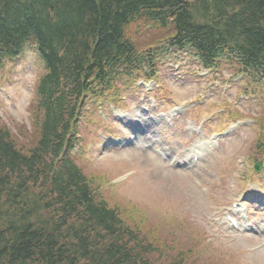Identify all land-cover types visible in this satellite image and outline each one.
I'll return each instance as SVG.
<instances>
[{"label": "trees", "instance_id": "trees-1", "mask_svg": "<svg viewBox=\"0 0 264 264\" xmlns=\"http://www.w3.org/2000/svg\"><path fill=\"white\" fill-rule=\"evenodd\" d=\"M103 1L0 0V32L7 31L0 42L33 39L45 64L34 146L22 153L0 127V223L4 233L15 228L8 240L0 236V264H154L142 255L153 248L139 243V233L124 226L114 209L91 200L85 178L67 156V133L75 130L82 94L109 88L149 59V49L142 53L125 36L127 24L140 17L165 23L159 11L168 0H127L130 10L117 9L115 18L101 11ZM177 9L189 11L182 12L189 24L202 18L203 33L214 34L208 41L264 75V0H186ZM174 24L182 42L200 41ZM45 185L46 196L39 192Z\"/></svg>", "mask_w": 264, "mask_h": 264}, {"label": "rangeland", "instance_id": "rangeland-1", "mask_svg": "<svg viewBox=\"0 0 264 264\" xmlns=\"http://www.w3.org/2000/svg\"><path fill=\"white\" fill-rule=\"evenodd\" d=\"M129 27L128 34L134 38V43L139 47L150 44L161 36H166L164 31L154 27L146 28L139 33L136 32V25L132 24ZM170 59L171 57H161L159 63L158 60L156 61L155 67L158 69L163 64V69ZM173 64L179 65L180 69L181 67H191L195 63L187 54H180ZM4 66L0 69V127L8 130L10 139L16 149L22 153H27L34 146L38 137L33 121L37 122L40 117L33 92L35 81L42 70L39 67V60L34 49L31 47H27L16 62L10 64V61H4ZM221 66L226 68L229 64H222ZM175 71L177 69L173 70L171 66L169 70L167 69V72L174 77L178 76ZM162 75L155 76L160 88H155L152 96H145L144 92L137 94L136 90H141L136 88V86H140L136 82L137 79H133L132 82L119 79L117 83L116 93L121 92L122 86V94L124 95L122 100L126 101L125 105L122 103L124 107L120 104L118 106L124 112L125 117L128 118L125 121L130 122L129 125L137 130L111 122L113 129L109 133L113 136L123 135L138 140V137L134 134V131L137 132L141 142L149 145L148 149L142 150L145 153L135 150L137 153L144 154L142 158L138 159L137 155L133 156L132 154L113 157L111 154H115L117 150H114V153L104 154L109 150L98 153L97 151L94 152L93 149L89 151L86 149V144H92L93 146L96 142V132L107 128V125H104L106 123H104L103 118L108 120V116L103 113L100 115L94 106L96 102H92L93 104H90V107H95V113L94 110L87 113L88 118H92L90 124L86 121L81 123V145L75 152L77 162L88 174H91V172L93 174L98 173L100 179L107 181L104 191L110 197L108 201L118 205L124 213L125 219L123 221L125 224L139 229L140 233L147 239L146 241H151L156 246H160L162 243H167L170 237L180 236L186 243L188 240L190 241L191 248L193 247L192 241L194 243L202 242L200 253L212 254L217 258V264H264V249L254 247L259 246L260 239L228 231V227L221 219L217 220L219 225L211 221V217L215 216L213 210L217 208V205L227 204L228 201L235 200L234 195L239 190L235 178H229L231 160L228 153H225L224 157L215 154L213 158L205 161L201 166L189 171L191 176L197 174L200 181V184L197 185L192 180L195 186L184 180L180 173L178 174L162 166L161 169L157 166L161 158L151 153V146L160 148L165 146L168 149L170 147L177 148L198 139L197 136L188 138L183 135L181 119L170 115L168 110L173 92L165 85L166 83H163ZM229 78H232V76H229ZM179 82L182 83L183 79ZM216 82L218 88L220 86L227 87V92H229L234 102L240 104L247 98L246 96L238 98L240 93L236 89L237 83L231 87L229 80H223L222 82L216 80ZM191 88L193 87L191 86ZM263 91L259 89L256 95L263 94ZM209 94L214 95L213 93ZM189 97L186 104L199 99ZM101 100L103 101V99ZM213 100L214 98H211L207 103L209 104ZM255 101L256 99H253L248 102ZM246 103H241L242 107L239 110L244 112V117H250L253 120L254 114L251 111H255L257 108ZM214 107L216 109L222 108L221 106ZM254 126L255 120L249 128H254ZM207 129H209L208 125ZM241 133L248 136L249 129H244ZM177 137L181 138V145L175 142ZM248 142L249 137H246L240 143L235 141V148L232 150L234 160L240 158L241 167H245L246 164L249 165L252 157L251 153L254 155L260 153L259 150L254 148L251 151ZM101 147L106 149L110 146L107 141L102 140ZM246 149L247 153H244ZM118 151L123 154L130 150L121 149ZM127 167L135 168L137 174L118 185L108 186L110 184L109 179L106 180V172L112 176L117 171ZM162 170H166L167 173ZM158 173H162V180ZM146 179L151 180V182H146ZM258 181L264 185V178H259ZM232 185L235 186V192L229 190ZM193 187L199 189L201 196ZM261 189H264V186L259 191ZM248 190L251 192L258 191L255 184L248 186ZM192 194L195 195V198L197 197L195 204L190 203L191 201L188 198ZM107 205L110 204L107 203ZM255 211L261 210L257 207H251L249 213L254 219L255 225L261 233H264V217L255 218ZM248 222L249 217L245 220L240 232H246ZM205 238H209L210 241L206 242ZM155 258L156 255H153V260L159 263Z\"/></svg>", "mask_w": 264, "mask_h": 264}, {"label": "bare ground", "instance_id": "bare-ground-1", "mask_svg": "<svg viewBox=\"0 0 264 264\" xmlns=\"http://www.w3.org/2000/svg\"><path fill=\"white\" fill-rule=\"evenodd\" d=\"M114 0H104L103 1V3H102V5H101V11H103V12H112V16H113V18H115L117 15H118V13H117V9H119V8H122V11H125V10H130V8L129 7H127L126 5H125V3H126V1L127 0H117L116 2H113ZM181 0H171V2L172 3H178V2H180ZM140 5L139 4H136V7L138 8ZM198 10H196V8H194L193 7V11L192 12H197ZM159 12H181V13H179V15H178V17H176L175 16V20H176V22L178 23V24H182L183 25V28L184 29H187L186 31H188L190 34H196V35H198V36H201V37H206V38H213V31L210 29V31H208L209 33H203V31H202V18H200V19H196V20H192V21H189L190 22V24H191V26L194 24V27L192 28L191 26H190V24L188 23V21H187V19H188V17H189V14L187 15L186 13H182V12H189L188 10H184V11H175V10H173L172 9V7H170V6H167V8L166 9H164V10H161V11H159ZM192 12H190V13H192ZM0 20H1V18H0ZM93 24H95V21H93ZM97 25H100L101 26V28L103 29V28H106V29H109V27H107L108 25L107 24H103V23H99V24H97ZM110 30V29H109ZM0 33H3V34H5V33H7V31H4V30H2ZM260 58H258V60H259ZM137 155V157H138V159H141L142 158V156L144 155V154H142V153H137V152H135V151H127V152H124L123 154H121V153H115V154H111L113 157H117V156H120V155ZM159 167L162 169V167H161V165L159 164ZM162 171H164V170H162ZM161 171V172H162ZM165 173H167V171L165 170L164 171ZM163 173V172H162ZM162 173H158V175H159V177L161 178V180L163 179L162 177H163V175H162ZM162 176V177H161ZM146 182H151V180H147L146 179ZM36 192V191H35ZM39 192H41L42 194H45V196L47 195V193L49 192V189L47 188V186L45 185V186H42L40 189H39ZM38 192V193H39ZM89 195H91V194H89ZM44 196V197H45ZM189 199H190V203H192V204H195L196 203V201H197V197L195 198V195H193L192 194V196L190 195L189 197H188ZM50 209H51V207H50ZM6 227V224H2V223H0V232H1V234H0V236L4 239V240H8L9 238H10V236H9V234H10V232H12V231H14L15 230V228H13L12 227V230H11V228H10V230L8 231V233H4L5 232V230H4V228ZM3 229V233H2V230ZM68 241L70 240V239H67Z\"/></svg>", "mask_w": 264, "mask_h": 264}]
</instances>
